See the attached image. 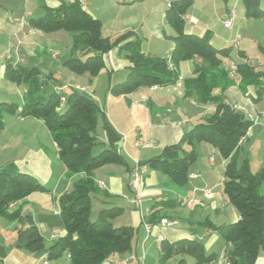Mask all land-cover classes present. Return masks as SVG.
I'll return each mask as SVG.
<instances>
[{
  "label": "crops",
  "instance_id": "crops-1",
  "mask_svg": "<svg viewBox=\"0 0 264 264\" xmlns=\"http://www.w3.org/2000/svg\"><path fill=\"white\" fill-rule=\"evenodd\" d=\"M69 1L71 0H0V85H6L8 88L0 90V102L14 104L19 111L28 90L26 83H23L22 92H19L18 86L11 88L6 84L8 80L4 77V72L8 63L14 69L35 68L36 77L44 92L50 90L67 93L63 92L67 88L76 89L91 95L94 100L93 95L99 82L106 78L101 86L106 102L102 106L97 103L103 117L98 120L101 122V133L97 136L96 131V136L99 147L108 145L110 140L104 129V124L107 123L112 130V136L116 135L118 138L114 148L126 164H106L93 172L98 191L92 195L91 202L95 200L102 209L121 208L119 214L112 218V224L114 227H131L133 237L129 252L111 255L102 264H177L180 255L162 261L160 245L164 240L175 242L181 239L196 240L200 242L205 253L218 254L216 260L205 264H225L224 243L213 227L236 222L239 215L222 191L224 164L214 148L207 143L198 142L203 154L207 155L206 164L209 169L200 172L196 169L190 170L189 166L188 180L183 186L173 184L159 172L145 166L146 173L141 180L139 203L133 202L135 193L129 187L130 171L136 162H144L158 156L164 147L177 143L183 133L203 119L201 107L194 104L193 97L184 95L182 84L184 78L193 75L194 62L198 59L180 63L179 79L173 85L141 87L129 95L113 96L110 89L124 81L130 70V63L125 58V53L120 50L124 42L103 55V68L96 77L90 79L87 73L77 75L62 65L65 59L79 55L78 51L71 48L69 34L63 31L45 34L20 30L22 19L27 22L29 19L38 18L44 14L45 7L53 8ZM77 1L82 2L81 7L88 14L101 21L104 37L114 40L129 31L131 36L128 40L138 38L144 55L167 58L171 53L176 32L166 21V9L162 2L142 0L121 4L118 0ZM197 2L198 0H195L191 5H194L191 15L196 11ZM229 9L226 5L218 12L221 24ZM188 12L189 9L183 15L185 33L200 37L205 31H209L203 26H197L191 19L193 16L188 17ZM236 19L237 11L233 27H222L226 30L234 29ZM237 36L239 37V34L234 31L229 38H221L225 45L220 48L230 46L233 49L231 59L224 63V67L235 64L242 55L253 65L248 54L253 50V45L245 44L239 37L236 49L233 41ZM211 43L219 49L212 41ZM58 45L62 46L67 57L62 58L59 65L47 61L45 56L48 55L49 60L56 61L57 58H54L52 53L60 55ZM261 46L264 47V44ZM58 73L62 78L56 77ZM12 94L19 97L20 105L10 101ZM223 96L225 100L243 107L256 118L257 123L250 127L245 141H248L249 136H253L254 126H261L256 132L264 134V100L255 102L251 87L242 91L237 85H232ZM107 101H111L116 107L125 101L129 112L132 108L139 110L144 113L146 119L140 124H133L134 128L130 134L119 122L118 115L112 113L114 108L107 107ZM4 113V128L0 131V169L12 166L19 172L32 175L48 190L33 192L14 206L16 208L21 205V215H27L30 222L38 228L47 248L64 234L59 218L58 198L70 191L74 181L83 174L68 176L65 166L58 158L56 144L41 120L31 116L18 117L16 114ZM137 139L141 140L140 146L135 145ZM210 157H213L212 163ZM215 165H218V172L212 170ZM15 222L19 227L28 225L27 222L22 224L5 219L4 226L6 229H18L19 227L15 228ZM169 222L172 225H167ZM22 250L24 249L18 245L12 249L4 246L0 240L1 264H70L67 256L48 261L44 256L37 258L30 253L35 260L32 263L30 256L25 255ZM122 256H127V260L118 263ZM185 259L188 264H194L192 258L185 256ZM255 264H264V254L258 257Z\"/></svg>",
  "mask_w": 264,
  "mask_h": 264
},
{
  "label": "trees",
  "instance_id": "trees-1",
  "mask_svg": "<svg viewBox=\"0 0 264 264\" xmlns=\"http://www.w3.org/2000/svg\"><path fill=\"white\" fill-rule=\"evenodd\" d=\"M192 1L175 0L166 9V21L176 32L169 59L144 55L138 38L128 40L129 31L114 40L104 37L101 21L88 14L77 0L53 8L45 7L42 16L26 22L24 31L45 34L63 31L69 34L71 48L79 55L65 59L62 65L77 75L87 73L90 79L103 68V55L124 42L120 50L130 63V70L124 81L110 89L114 95H129L141 87L173 85L179 79L180 63L198 59L194 62L193 75L182 81L184 95L193 97L201 106L213 105L215 112L205 115L183 133L177 143L164 147L158 156L140 162V165L159 172L177 186H183L188 180L189 166L197 158L195 142H204L214 148L224 164L222 191L239 215L236 222L213 227L224 243V263L255 264L264 254V166L252 173L248 158H240L238 142L246 136L253 121L233 109L232 104L223 102V93L237 84L242 91L251 87L255 102L264 100V61L260 66H250L247 57L242 55L233 69L224 67V63L231 59L232 47L215 48L209 31L199 37L183 30V15ZM243 2L248 9L247 17L264 19V10L257 9L258 0ZM260 49L264 57V48ZM36 75L37 70L33 67L14 69L6 64L4 77L10 82L26 83L28 90L19 111L14 104L0 102V131L4 128V112L41 120L56 144L58 158L68 176H83L74 181L70 191L59 196V218L64 234L47 248L38 228L27 215H21V205L10 210L11 204L21 202L33 192H48L32 175L19 172L12 166L0 169V217L10 222L28 223L17 229L18 247L37 258L44 256L52 261L67 256L70 264H102L111 255L126 254L131 248L133 229L112 224V218L121 208L101 209L95 219L90 218L91 198L98 191L93 172L106 164H126L114 148L118 138L112 136L110 126L105 123L110 141L94 153L100 144L96 128L99 118L103 117L97 102L91 95L76 89L67 93L53 91L47 96L36 95L42 86ZM175 255L181 256L177 264H188L185 256L192 258L194 264L209 263L218 257L215 252L206 254L196 240L162 241V261Z\"/></svg>",
  "mask_w": 264,
  "mask_h": 264
},
{
  "label": "rangeland",
  "instance_id": "rangeland-1",
  "mask_svg": "<svg viewBox=\"0 0 264 264\" xmlns=\"http://www.w3.org/2000/svg\"><path fill=\"white\" fill-rule=\"evenodd\" d=\"M79 3H82L81 1H78ZM195 0H193L194 4ZM228 5L229 8H235L237 11V19L235 21L234 29L232 30H226L222 27L221 21L219 19L218 12L220 9L224 6ZM193 6L189 8V12L187 13L188 17L193 16L191 19L193 22L199 26V27H205L206 29L209 30V34L211 35V41L218 46V48L222 47L225 45V43L222 41L224 38H229L230 36L233 35L234 31H237L239 34V37L241 38L242 41H244L245 44H251L253 45V50L250 51L248 54L250 56L251 61L253 62L254 66H260L263 63L264 57L261 52V45L264 43V20H261L259 18L255 17H247L246 12L247 8L245 6V3L243 0H198L196 4V11L195 13L193 12ZM258 10H264V0H258V5H257ZM251 11V9H249ZM222 38V39H221ZM222 45V46H221ZM238 46L236 47V49ZM264 48V47H263ZM58 51L60 52V55L57 56V53L54 54L52 53V56L54 58H57V62L55 60H49V56H46V60L56 63L59 65V61L63 60L62 58H67L65 57V51H63L62 46L58 45L57 46ZM9 51V50H8ZM64 56V57H63ZM75 56V55H74ZM69 57V56H68ZM234 61V60H232ZM234 64H228L226 66L227 68H230V66H233ZM250 66H253L251 62L249 63ZM169 67V66H168ZM171 68V67H169ZM57 78H62V75L58 73L56 75ZM106 80L103 79L99 82L95 94L93 95L95 97V101L102 106L105 104V98L103 97V91L101 89L102 83L104 84V81ZM123 80V79H122ZM116 82V81H114ZM6 84L9 85V87L14 88L15 86H18L19 92H22L24 84L22 82L18 83H10L6 81ZM58 84V83H56ZM237 85V84H234ZM6 85H0V90L2 91L3 89H6ZM8 89V88H7ZM69 89H65L63 92H68ZM52 91L47 90H39L36 95H42V96H47L49 93ZM215 94H218V91L214 92ZM113 95V94H111ZM115 96V95H113ZM118 97V96H117ZM121 97V96H119ZM16 98V99H14ZM116 99V98H114ZM19 97L17 95L12 94L10 101H15L18 102L20 105L21 101L19 102ZM223 102H228L227 100H223ZM111 101H107V107L110 106L111 108H114L113 114L118 115V118L120 119L119 122H121L122 126L126 129V132L132 133V130L134 127H132L133 124H140L144 121V118L146 119V116L144 115L143 112H140L139 110L131 109L130 112L127 110V104L125 101H123V104H118V107L114 106V104H111ZM196 103V102H195ZM231 104V103H230ZM200 106L202 113H205V110L207 108L215 107L211 104H206V105H199ZM235 105V110L241 112L247 119L252 120L253 124L257 123L256 118L252 116V114L248 111H246L243 107L237 105V104H232ZM21 107V106H20ZM5 115L6 112L4 113ZM205 116V115H204ZM129 118V119H128ZM128 119V120H127ZM250 129V128H249ZM258 129H261V126H254V132H252L253 136H249L248 141H245L247 138V134L244 137H241L240 140L242 141L240 144V158L247 157L249 160V169L252 173L257 172L262 166H264V134L262 132H256ZM97 136L101 133V122H98L97 126ZM248 133V131H247ZM99 141V140H98ZM100 150L99 145L94 149V153H97ZM195 151L197 154V160L193 162L190 165V170H195L196 171H202L206 172L209 168L207 166V155L203 154L202 147L198 142H195ZM218 165H215L213 167V171L218 172ZM164 176V175H163ZM166 179L167 177L164 176ZM221 178V175L219 174L218 179ZM168 180V179H167ZM96 183V182H95ZM174 184V183H173ZM18 201L17 203H19ZM17 203H13L12 207H10V210L15 209L14 206ZM102 209V206L99 205L95 200L91 202V213H90V218L93 220L97 217L99 211ZM4 220L5 218L0 217V240L4 246H8L9 248H14L15 244H18L17 241V229L12 230V229H6L4 226ZM28 224V223H27ZM19 225L16 224L15 222V228H18ZM12 238L14 239L12 241ZM220 240L222 241L221 236L219 237ZM24 251L25 255H29L31 262H35L33 256L30 254V252L26 250ZM207 254V253H206ZM34 264H40L35 262Z\"/></svg>",
  "mask_w": 264,
  "mask_h": 264
},
{
  "label": "built area",
  "instance_id": "built-area-1",
  "mask_svg": "<svg viewBox=\"0 0 264 264\" xmlns=\"http://www.w3.org/2000/svg\"><path fill=\"white\" fill-rule=\"evenodd\" d=\"M72 1V0H71ZM138 1H142V0H118L119 3L121 4H129V3H134V2H138ZM156 1H160L164 4L165 9H168L171 7V2L169 0H156ZM236 18V9L235 8H230L226 17L224 18V20L222 21V25L224 28L226 29H231L233 27V22ZM20 30L24 31L25 25H26V21L24 19H22L20 21ZM36 32L35 30H28L26 33H33ZM238 39L239 37L237 36L234 41H233V45L234 47L238 46ZM56 54V53H54ZM167 59H169V56H167ZM168 66L171 67V64L168 63ZM230 69H233V66H230ZM231 74L233 75V72H231ZM228 103V102H226ZM197 104V103H194ZM232 108L235 109V105H232ZM215 112V109L213 107L207 108L205 110L204 115L207 114H213ZM241 140H239L238 144H241ZM135 145L136 146H140L141 145V140L137 139L135 141ZM210 162H213V157H210ZM146 173V167L143 165H140V163L136 162V164L131 168L130 171V182H129V187L130 189L135 193V197L133 199V202L135 203H139V191H140V186H141V180L143 175ZM100 186H102V183L99 184ZM13 204L10 205V207H12ZM167 225H172L171 222L167 223ZM127 256H122L121 259L118 260V263H123L127 260Z\"/></svg>",
  "mask_w": 264,
  "mask_h": 264
},
{
  "label": "water",
  "instance_id": "water-1",
  "mask_svg": "<svg viewBox=\"0 0 264 264\" xmlns=\"http://www.w3.org/2000/svg\"><path fill=\"white\" fill-rule=\"evenodd\" d=\"M19 244V243H18ZM18 244H15V246H17Z\"/></svg>",
  "mask_w": 264,
  "mask_h": 264
}]
</instances>
